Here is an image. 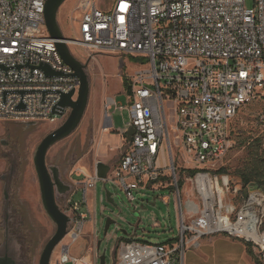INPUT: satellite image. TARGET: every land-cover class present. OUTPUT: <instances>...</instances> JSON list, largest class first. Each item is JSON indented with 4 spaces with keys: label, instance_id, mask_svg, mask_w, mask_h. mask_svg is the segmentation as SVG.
Listing matches in <instances>:
<instances>
[{
    "label": "built area",
    "instance_id": "obj_1",
    "mask_svg": "<svg viewBox=\"0 0 264 264\" xmlns=\"http://www.w3.org/2000/svg\"><path fill=\"white\" fill-rule=\"evenodd\" d=\"M46 2L0 0V120L55 121L61 117L54 113L61 94L79 89L80 79L72 75L56 39L45 33ZM79 9L81 36L67 38L69 46L141 56L149 64L131 76L128 106L113 97L106 102L105 127H114L109 110L115 105L129 113L125 133L135 129L114 179L135 201L142 185L168 175V167L160 165L166 141L171 158L173 145L181 146L186 167L197 170L190 181L201 204L189 201L187 211L181 207L179 234L163 243L122 239L114 264H184L190 248L218 234L250 243L264 262V191L249 186L242 203L228 201L231 179L216 170L233 146V117L264 90V0H255L252 8L246 0H113L101 7L81 0ZM44 64L62 74L47 75ZM75 175L85 181L84 202L69 199L65 211L71 219L67 235L74 241L92 217L88 192L99 179L95 170L77 169ZM169 177L180 197L175 165ZM84 203L88 210L82 212ZM101 254L95 240V264ZM78 259L65 246L58 264ZM83 261L91 264L92 258Z\"/></svg>",
    "mask_w": 264,
    "mask_h": 264
},
{
    "label": "rangeland",
    "instance_id": "obj_2",
    "mask_svg": "<svg viewBox=\"0 0 264 264\" xmlns=\"http://www.w3.org/2000/svg\"><path fill=\"white\" fill-rule=\"evenodd\" d=\"M95 1L101 7L113 0ZM80 2L81 0H65L58 10L59 26L68 39H79L81 36ZM254 5L255 0H246L247 7L252 8ZM46 32L49 33L48 30ZM69 48L76 59L87 65L85 70L90 81V95L77 128L54 143L47 153V164L52 175L54 177L56 175L58 179L57 201L64 211L68 209L69 199L84 202L83 188H76L75 185L71 194L73 180L81 182L85 179V176L79 177L75 172L77 169L86 172L95 170L97 162L100 161L99 151L103 132H106V136L113 135V132L125 135L130 117L127 110H122L118 106L114 105L109 110V115L113 117V129L111 126L104 127L107 99L113 97L119 106H128L130 100L125 90L124 77L131 79L137 69L149 68V64H144L147 59L141 56L94 52L79 45H70ZM172 109L173 103L168 102V112ZM68 114L55 121H41L31 125L26 122L0 120V243L5 241L8 234L10 243L16 249L22 247L31 264H39L46 244L57 230L56 223L44 205L35 156L45 136L61 126ZM230 129L233 146L223 160L216 164V170L225 169L222 173L229 175L231 179V191L226 192L225 199L239 204L247 197L249 186H254L252 183L244 186L240 172L247 168L256 151L264 158V90L260 97L243 105L237 111ZM256 139L261 141V146H257L258 141L250 145ZM118 141L121 142L119 139ZM173 148L175 154L174 158H171L166 141L160 157V165L168 167L166 170L168 175L159 180L162 182H155L152 186L142 185L135 191V201L128 198L114 179L113 170L108 180L98 179L96 186L88 192L92 217L88 216L85 221L84 235L75 241L67 235L54 250L51 264H58L65 246H70V254L73 257L81 259L88 254L92 258L91 264H95L93 258L95 240L101 241V253L106 254L105 264H114L122 239L163 243L175 238L179 234L181 207L186 210L187 202L193 201L200 205L201 200L190 181L193 169L186 167L183 148L176 147L175 144ZM172 165L176 167L179 184L182 182L180 197L177 187L172 184V178L169 177ZM108 192L112 194L113 202L108 200ZM87 210L84 203L81 211ZM190 215L186 214V217ZM108 217L116 222L105 234ZM7 218L10 219L9 232L5 230L8 226L5 222ZM77 264L86 263L78 261ZM97 264H102L101 260Z\"/></svg>",
    "mask_w": 264,
    "mask_h": 264
},
{
    "label": "water",
    "instance_id": "obj_3",
    "mask_svg": "<svg viewBox=\"0 0 264 264\" xmlns=\"http://www.w3.org/2000/svg\"><path fill=\"white\" fill-rule=\"evenodd\" d=\"M64 1L65 0H47L45 7L46 26L50 37L56 39L58 50L64 61L73 68L74 72L72 75L80 79V86L78 91L76 89H73L69 93L61 94V99L58 106L54 109V113L60 116H64L66 114V111L69 110L68 117L61 126L45 136V138L40 143L35 156V164L39 175L44 205L48 214L57 225L56 233L46 244L41 254L39 264H51L54 250L67 236L68 226L71 220L70 216L64 210H62V208L58 204L56 197V184H58V179L56 175L55 177L52 175L47 164V153L49 148L54 143L69 135L73 130L77 128L86 110L90 95V81L85 70L87 65L76 59L72 54L69 45L66 42L67 38L64 36L58 23V10ZM42 69L49 76L62 74L61 72L53 70L47 64L42 65ZM35 123L36 122L34 121L26 122V124L28 125ZM134 132L135 129L130 128L127 131L128 138H131ZM110 169V166L102 161L97 162L95 167L98 178L103 180L108 177ZM63 188L68 189L67 187ZM107 196L108 200L110 202H113L112 194L110 192H108ZM115 222L116 221L110 217L106 219L105 234L108 233L111 225ZM100 244L101 241L98 242L99 248ZM100 260L102 264H105V253L101 254Z\"/></svg>",
    "mask_w": 264,
    "mask_h": 264
},
{
    "label": "crops",
    "instance_id": "obj_4",
    "mask_svg": "<svg viewBox=\"0 0 264 264\" xmlns=\"http://www.w3.org/2000/svg\"><path fill=\"white\" fill-rule=\"evenodd\" d=\"M142 69H137V71ZM105 124V123H104ZM105 127V125H104ZM113 129V128H112ZM103 132L100 143V161L110 166V172L119 164L126 150L127 134L123 136L120 132H113V135L106 136ZM118 139L121 141L119 143ZM99 162V161H98ZM92 172V171H90ZM73 180L72 191L82 188V183ZM70 194V196H71ZM125 240H131L126 238ZM77 257V256H74ZM88 257L86 254L81 258ZM184 264H256L252 256L248 253L246 243L240 239L230 237L225 234L207 236L200 241L197 247L190 248L185 256Z\"/></svg>",
    "mask_w": 264,
    "mask_h": 264
},
{
    "label": "trees",
    "instance_id": "obj_5",
    "mask_svg": "<svg viewBox=\"0 0 264 264\" xmlns=\"http://www.w3.org/2000/svg\"><path fill=\"white\" fill-rule=\"evenodd\" d=\"M124 85L125 90L128 95L132 93V85L131 79L124 77ZM258 141V147L261 146V141L259 139L253 140L250 145H254L255 142ZM197 170L193 169L191 174L193 175ZM220 173L225 172V169L221 168L218 170ZM240 177L243 180L244 186L248 184H253L257 189L264 191V158L259 154V151H256L254 156L251 159L250 164L246 169L240 172ZM182 184V182H181ZM180 184V185H181ZM246 243V242H245ZM248 247V253L252 256L256 264H264V262L260 261L254 252L252 245L250 243H246Z\"/></svg>",
    "mask_w": 264,
    "mask_h": 264
},
{
    "label": "flooded vegetation",
    "instance_id": "obj_6",
    "mask_svg": "<svg viewBox=\"0 0 264 264\" xmlns=\"http://www.w3.org/2000/svg\"><path fill=\"white\" fill-rule=\"evenodd\" d=\"M9 218L5 220L6 224L8 225L7 227H5V230L7 232H9L11 229V227H9ZM12 233L15 234V232ZM10 240L11 239L7 234V238H5V241L3 243H0V264H31L27 258V253L23 252L21 244V248L16 249L14 248L13 244L10 243Z\"/></svg>",
    "mask_w": 264,
    "mask_h": 264
},
{
    "label": "bare ground",
    "instance_id": "obj_7",
    "mask_svg": "<svg viewBox=\"0 0 264 264\" xmlns=\"http://www.w3.org/2000/svg\"><path fill=\"white\" fill-rule=\"evenodd\" d=\"M99 179H100V178H99ZM78 261H79V262L83 261V258H81V259H78ZM78 261H77V262H78Z\"/></svg>",
    "mask_w": 264,
    "mask_h": 264
}]
</instances>
